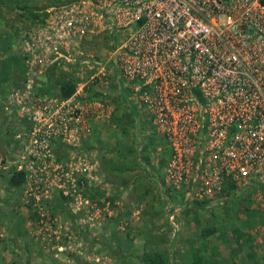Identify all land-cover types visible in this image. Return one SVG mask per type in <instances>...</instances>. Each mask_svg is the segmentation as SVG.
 Segmentation results:
<instances>
[{
    "label": "rangeland",
    "instance_id": "rangeland-1",
    "mask_svg": "<svg viewBox=\"0 0 264 264\" xmlns=\"http://www.w3.org/2000/svg\"><path fill=\"white\" fill-rule=\"evenodd\" d=\"M73 1L0 0V139L6 148L0 153V264H146L144 258L158 256L163 264H193L197 257L201 264H264V215L252 208L255 185L198 207L184 204L181 196L161 185L171 202L180 205L171 220L164 194H155L151 207L141 210L145 188L139 184L133 207L140 211L118 213L110 187L120 176L108 166L110 139L115 128L133 122L120 98L122 94L127 100L126 80L110 60L115 35L109 37L110 31L101 26L88 33L70 46L82 52L72 51V59H77L72 62L56 59L52 48L43 52L49 46L44 39L46 20ZM98 63H105L104 74L97 72ZM81 66L87 82L83 93L103 96L112 107L109 118L99 121L79 146L56 142L48 165L33 161L21 144L27 142L31 126L26 111L36 109L43 98L60 97L61 81L74 80L76 89L75 71ZM129 106L147 124L146 142L140 143L142 158L157 160L160 183L168 158L164 138L145 120L144 112ZM77 156L94 166L82 173L72 170L71 175L84 182L74 191L62 166ZM14 171L24 173L19 185L11 184ZM151 187L147 194H154ZM63 189L74 195L66 196Z\"/></svg>",
    "mask_w": 264,
    "mask_h": 264
},
{
    "label": "built area",
    "instance_id": "built-area-1",
    "mask_svg": "<svg viewBox=\"0 0 264 264\" xmlns=\"http://www.w3.org/2000/svg\"><path fill=\"white\" fill-rule=\"evenodd\" d=\"M100 26L115 35L110 60L126 80L128 103L164 138V190L214 202L229 197L226 187L232 196L255 185L264 215V0H75L46 20L43 52L76 61L72 51L82 52L70 46ZM75 73L72 95L26 111L31 126L21 144L33 161L50 162L56 142L79 146L111 114L103 96L83 93V66ZM92 166L80 156L62 166L74 191L84 182L72 170ZM167 210L172 220L171 200Z\"/></svg>",
    "mask_w": 264,
    "mask_h": 264
},
{
    "label": "crops",
    "instance_id": "crops-1",
    "mask_svg": "<svg viewBox=\"0 0 264 264\" xmlns=\"http://www.w3.org/2000/svg\"><path fill=\"white\" fill-rule=\"evenodd\" d=\"M129 118L130 121L133 122V126H128L124 123L125 126H120L121 130L118 129L120 130V133L116 132L117 128L112 131V138L110 139L112 146L110 147L108 153V166L110 169L113 168L114 171L116 170L117 175L120 177H117L118 179L114 180L113 186L110 187V192L112 198L114 199V202L117 203L116 209L118 210V213L126 209L130 212L133 211V214H137L140 210L138 209V211H135L136 207H133V201H135L133 199L135 197L134 190L136 188V185L141 184L145 188L141 191L142 193H144V196H141V198L139 199L142 200L139 205L142 211L146 207H151V201L156 198L154 197L155 194L156 196L161 197L162 194H164V191L155 174V171L157 170V166H155L157 160L146 161L144 158H142L145 153L143 148L140 146V143L143 140L145 141V137H147V134L149 132L147 124H144L142 117H140L139 115H131V117ZM130 121L127 122L130 123ZM97 125L98 122L94 123L92 129H96ZM123 135H129L127 138V140L129 141H127ZM133 135H136V138H133ZM130 151L132 152V154H130ZM150 184L154 185L153 188ZM146 185L153 189L154 194L151 192L147 194V191L149 190L147 189L148 187H145ZM151 196L153 199L151 198ZM163 198L167 203L169 202V200H171L172 197L170 196L168 199V196L164 194ZM182 199L184 201V204L187 203L185 198ZM123 205H125V207ZM253 205L255 206L252 207L254 208L253 211L257 212L258 208L256 207V204ZM179 206V203H177V211L180 210ZM148 208L145 210V212L149 210ZM113 210L114 209L111 210L110 208H108L109 214L113 212ZM177 214L178 212L175 213V216Z\"/></svg>",
    "mask_w": 264,
    "mask_h": 264
},
{
    "label": "trees",
    "instance_id": "trees-1",
    "mask_svg": "<svg viewBox=\"0 0 264 264\" xmlns=\"http://www.w3.org/2000/svg\"><path fill=\"white\" fill-rule=\"evenodd\" d=\"M29 8V7H28ZM27 8V9H28ZM33 16L36 18L37 15L36 14H33ZM109 37H113V34L110 33ZM114 45H111V48H113ZM75 91V83H74V80L72 79H67L66 81H61L60 84H59V92H60V97L61 98H67L69 97L70 95H72V93ZM120 98L123 102V104L126 106V108L128 109V116L127 117H131V115H133V111L131 110L129 104H128V101L125 100L123 97H122V94H120ZM133 107V106H132ZM134 116V115H133ZM131 152V151H130ZM129 153V152H128ZM132 154V152L130 153ZM146 161H149L148 157H146L145 159ZM24 178V173L23 171H14L12 173V176H11V184L12 185H19L21 183V181L23 180ZM160 184H161V180H160ZM230 187H226L224 189V193H223V196L226 197V196H230ZM209 200H203V201H194L193 203L195 204V206H202L205 202H208ZM213 229L211 228L210 230H208V232H212ZM207 232H204V234H206ZM159 258L158 259H153L151 257L149 258H144L143 261L146 263V264H163V259L161 256H158ZM193 264H201V258H196L194 260V263Z\"/></svg>",
    "mask_w": 264,
    "mask_h": 264
},
{
    "label": "water",
    "instance_id": "water-1",
    "mask_svg": "<svg viewBox=\"0 0 264 264\" xmlns=\"http://www.w3.org/2000/svg\"><path fill=\"white\" fill-rule=\"evenodd\" d=\"M5 150H6L5 145L2 139H0V153H3Z\"/></svg>",
    "mask_w": 264,
    "mask_h": 264
}]
</instances>
